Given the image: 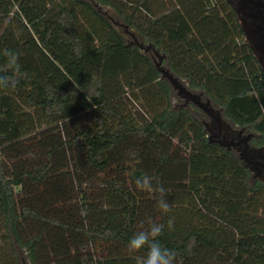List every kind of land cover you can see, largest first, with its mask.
<instances>
[{
  "label": "trees",
  "instance_id": "1",
  "mask_svg": "<svg viewBox=\"0 0 264 264\" xmlns=\"http://www.w3.org/2000/svg\"><path fill=\"white\" fill-rule=\"evenodd\" d=\"M95 4L264 142V74L226 0H0V67L5 49L21 66L0 87V264H138L149 219L175 264H264V185Z\"/></svg>",
  "mask_w": 264,
  "mask_h": 264
},
{
  "label": "flooded vegetation",
  "instance_id": "2",
  "mask_svg": "<svg viewBox=\"0 0 264 264\" xmlns=\"http://www.w3.org/2000/svg\"><path fill=\"white\" fill-rule=\"evenodd\" d=\"M241 28V43L246 45L257 66L264 74V0H226ZM206 111L210 122L205 123L209 132L215 130V143H222L225 150L234 153L249 169L251 183L264 185V142L262 135L247 127H239L222 119L219 110L207 101Z\"/></svg>",
  "mask_w": 264,
  "mask_h": 264
},
{
  "label": "clouds",
  "instance_id": "3",
  "mask_svg": "<svg viewBox=\"0 0 264 264\" xmlns=\"http://www.w3.org/2000/svg\"><path fill=\"white\" fill-rule=\"evenodd\" d=\"M2 55L6 58V63L0 67V87H14L21 73L19 54L5 49ZM8 73H11V75ZM134 183L138 191L158 196L157 207L161 212L168 213L170 211V205L165 199L166 189L162 184L154 185L152 177L146 174L138 177ZM174 226V218H169L167 228L173 230ZM164 228V224L156 223L149 219L147 227L145 228L142 225V230L134 233L129 239L127 249L130 253L146 250L144 256L138 260V264H175V251L165 247L158 239L163 233Z\"/></svg>",
  "mask_w": 264,
  "mask_h": 264
},
{
  "label": "rangeland",
  "instance_id": "4",
  "mask_svg": "<svg viewBox=\"0 0 264 264\" xmlns=\"http://www.w3.org/2000/svg\"><path fill=\"white\" fill-rule=\"evenodd\" d=\"M95 6L110 20V22L114 25V27L117 29V31L125 38V40L129 43H132L135 46L140 47V49L148 54L149 56L152 57V59L154 60L155 65L160 69L163 77L165 79H167L169 81V77L167 75H171V71L167 65V62L165 61V57L159 53L157 50H155V48H153L151 45H149L148 43H146L135 31L131 30L130 28H128L123 21L117 16V14L110 8L108 7H102L99 6L98 4H95ZM176 79V78H174ZM177 84L173 86L174 89V99H173V103H174V107L178 108V107H185L188 108L190 111L195 112L196 114L198 113V117H200L204 123H209L210 122V115L208 114V112L206 110H204V108H201L200 106H198L197 104H195L193 101H187L185 97H183L182 95L179 94V87H182L184 89V87H188L187 86V82L183 81V80H177ZM187 89V88H186ZM191 93L194 96H198V99L200 101V103L204 106L207 107V101L209 100L206 96H204L201 92H192ZM219 110L220 114L222 115V119L224 120V115H223V111L220 108H216ZM209 135H211L214 139V134L216 133L215 130L213 132H209ZM22 252V251H21ZM21 258L23 260V263H26V254H24V252L21 253Z\"/></svg>",
  "mask_w": 264,
  "mask_h": 264
},
{
  "label": "water",
  "instance_id": "5",
  "mask_svg": "<svg viewBox=\"0 0 264 264\" xmlns=\"http://www.w3.org/2000/svg\"><path fill=\"white\" fill-rule=\"evenodd\" d=\"M128 27V26H127ZM169 78V81L172 83V85H176L177 84V80H178V78H176V77H174V75L173 74H171V75H167ZM174 78H176V79H174ZM179 87V94L180 95H182L183 97H185L186 98V100L187 101H193L195 104H197L198 106H200L201 108H204V110H206V107H204L201 103H200V101H199V99H198V96H194L192 93H191V91L188 89V87H184V89L182 88V87H180V86H178ZM208 102L209 103H211V100L209 99L208 100ZM211 138H212V136L211 135H209V139H210V141L211 142H213V143H215L214 141H212L211 140ZM216 144H218V145H220V146H224L222 143H217L216 142Z\"/></svg>",
  "mask_w": 264,
  "mask_h": 264
},
{
  "label": "crops",
  "instance_id": "6",
  "mask_svg": "<svg viewBox=\"0 0 264 264\" xmlns=\"http://www.w3.org/2000/svg\"><path fill=\"white\" fill-rule=\"evenodd\" d=\"M203 94V93H202Z\"/></svg>",
  "mask_w": 264,
  "mask_h": 264
}]
</instances>
